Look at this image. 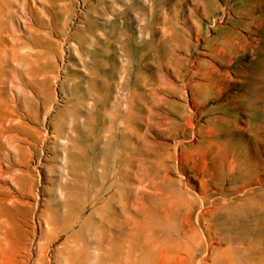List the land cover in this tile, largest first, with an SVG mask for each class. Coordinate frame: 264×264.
Returning a JSON list of instances; mask_svg holds the SVG:
<instances>
[{"label": "rangeland", "instance_id": "obj_1", "mask_svg": "<svg viewBox=\"0 0 264 264\" xmlns=\"http://www.w3.org/2000/svg\"><path fill=\"white\" fill-rule=\"evenodd\" d=\"M23 5V50L38 52L39 73H16L11 59L5 99L22 115L17 132L24 153L17 165L32 175L33 185L27 193L4 175L0 197L18 195L23 201L16 204V218L31 247L26 263L79 264L84 237L94 239L83 233L96 221L90 213H109L105 196L98 203L92 198L102 186L94 176L101 166L93 170L91 162L110 168L121 159L125 165L134 151L148 166L159 162L160 174L177 181L167 186L190 197L200 242L193 264H230L223 249L238 239L231 224L244 208L264 204V167L253 183L239 180L247 163L264 165V87L257 81L264 80V0H23ZM227 35L236 46V36L244 37L248 48L239 47L225 60L213 49ZM228 124L231 129L223 130ZM209 126L217 130L214 146L228 151L203 172L196 149ZM248 146L254 147L251 155ZM72 147L79 156L71 155ZM2 163L8 170V162ZM67 163L78 175L67 173ZM112 175L124 200L123 179ZM134 182L137 192L151 196L139 178ZM107 246L101 261L90 264H111L116 248ZM240 252L246 253L242 246ZM134 253L135 264L151 260L139 243Z\"/></svg>", "mask_w": 264, "mask_h": 264}, {"label": "bare ground", "instance_id": "obj_2", "mask_svg": "<svg viewBox=\"0 0 264 264\" xmlns=\"http://www.w3.org/2000/svg\"><path fill=\"white\" fill-rule=\"evenodd\" d=\"M23 6V0H0V178L5 175L18 189L32 193V175L18 168L17 165L19 158L24 153V146L19 145L21 137L17 132L23 124L22 115L18 113L17 107L12 108L5 99L6 68L11 59L17 65L16 73L23 69L31 72L32 77H36L39 73V70L36 69L39 63L38 52L35 49L29 53L23 50L24 31L21 27L19 28L20 21L25 22L26 20L22 17ZM31 14L33 15V11ZM29 20L31 19L29 18ZM15 22H17L16 26L14 25ZM44 23L46 25V22ZM227 37L225 40L221 39L224 40L222 46L213 49L216 51V53L213 52L214 54L225 60L228 55L236 51L237 46L242 47L238 44L237 46L234 45L233 37L228 35ZM32 45H35L34 42ZM212 72L215 73V69ZM213 86V83L204 84L201 85V88L206 89ZM16 99L19 100V97ZM222 129L228 131L231 126L228 124ZM11 131L14 133H10ZM208 131V137L196 149L197 165L202 169L204 168L203 172L208 171L210 162L228 151L225 147L214 146L217 143L216 138H214L217 130L213 126H209ZM248 148V154H253L254 147L248 146ZM69 151L72 156H79L74 147ZM3 159L8 162V170H4L2 167ZM146 162L145 157L141 154L137 155L134 151L128 155L125 165L121 159H115L110 168L106 162L102 165L97 160L91 162L93 170L101 166L98 174L94 171V176L102 186L99 193L92 194V198L98 203L100 198L105 196L104 209L109 213L98 211H95L97 213H90L91 219L95 218L96 221L91 227L87 226L83 233L86 236L94 235V239L84 237L82 249H78L81 251L79 264H90V260L97 257L101 261V257L107 250V245L112 243L116 248V255L111 264H135L134 252L138 243L150 254L151 260L148 264H193L195 250L197 247L199 248L200 242L197 238V230L191 220L190 197L180 192L177 187L170 188L167 186V183L177 184V181L171 179L166 173L160 174L159 162L152 166H148ZM67 165L68 174H72V171L76 174L79 172L77 168V170L70 168V163ZM263 167V163L259 160L247 163L245 170L248 172L244 173L239 180L244 185L253 183L255 176ZM112 172L119 179H123L125 184L124 200H122L121 192L117 187L118 179L114 180ZM123 174H125L124 177H122ZM136 178H139L141 182L145 183L144 186H147L148 192L151 194L149 198L145 196L144 191L137 192L134 182ZM68 185V181L61 183L63 188ZM20 202L23 201L18 195L0 197V264H27L26 258L30 254L31 247L25 240V229H22L21 222L19 223L16 218V204ZM69 206L71 205L69 204ZM222 207L227 209L229 206ZM230 207L235 206L230 205ZM46 220L49 219L46 218ZM235 220L236 222L231 225L238 239L228 241L223 249L224 254L230 259V264H264V204L252 209L247 208L245 210L244 208ZM171 237L177 238V240H170ZM241 246L246 251L245 254L244 252L241 254ZM182 252H186L188 257L184 258L181 255ZM98 260L95 264H100ZM48 261H52L51 257L48 258ZM39 264L44 263L40 261Z\"/></svg>", "mask_w": 264, "mask_h": 264}, {"label": "crops", "instance_id": "obj_3", "mask_svg": "<svg viewBox=\"0 0 264 264\" xmlns=\"http://www.w3.org/2000/svg\"><path fill=\"white\" fill-rule=\"evenodd\" d=\"M236 38H239V41H240L239 44L242 46L243 49H247L248 48V42L245 40L244 37H238V36H236ZM233 39H235L234 36H233ZM238 50H239V47L237 46L236 51H234L233 54H235L236 52H238ZM257 81H258V86H263L264 87V80L263 79H261V80L258 79Z\"/></svg>", "mask_w": 264, "mask_h": 264}]
</instances>
